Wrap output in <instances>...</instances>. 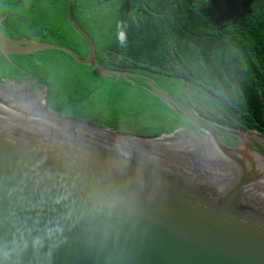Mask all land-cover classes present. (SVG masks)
Returning <instances> with one entry per match:
<instances>
[{
	"label": "water",
	"instance_id": "95a60500",
	"mask_svg": "<svg viewBox=\"0 0 264 264\" xmlns=\"http://www.w3.org/2000/svg\"><path fill=\"white\" fill-rule=\"evenodd\" d=\"M66 12L87 44L84 58L24 37L4 21L8 12L0 52L14 64L12 54L65 51L145 87L179 120L123 133L0 81V264H264V147L255 130L203 117L144 74L101 66L72 0Z\"/></svg>",
	"mask_w": 264,
	"mask_h": 264
},
{
	"label": "trees",
	"instance_id": "16d2710c",
	"mask_svg": "<svg viewBox=\"0 0 264 264\" xmlns=\"http://www.w3.org/2000/svg\"><path fill=\"white\" fill-rule=\"evenodd\" d=\"M66 6L0 0V14L8 12L4 21L24 37L67 45L84 58L87 44ZM72 14L101 66L144 74L203 117L264 136V0H72ZM118 22L126 25V47L117 41ZM10 59L14 64L0 52V81L32 76L56 113L128 134L179 120L145 87L102 76L65 51Z\"/></svg>",
	"mask_w": 264,
	"mask_h": 264
},
{
	"label": "flooded vegetation",
	"instance_id": "af4514ba",
	"mask_svg": "<svg viewBox=\"0 0 264 264\" xmlns=\"http://www.w3.org/2000/svg\"><path fill=\"white\" fill-rule=\"evenodd\" d=\"M8 78V77H6ZM6 78L3 79V83H5ZM13 82L11 83H6L7 87L12 88L11 91L12 92H16L19 91V94H21L22 96H25L27 93H31L34 96L36 95L34 91L32 90H36L37 88L34 87L35 85V79L32 76H29L27 78H23L21 80H15L13 78H10ZM42 88H44V91L46 90V86L45 85H41ZM44 95V94H43ZM37 97V96H35ZM262 144V142H259ZM264 145V143L262 144Z\"/></svg>",
	"mask_w": 264,
	"mask_h": 264
},
{
	"label": "clouds",
	"instance_id": "9594fccd",
	"mask_svg": "<svg viewBox=\"0 0 264 264\" xmlns=\"http://www.w3.org/2000/svg\"><path fill=\"white\" fill-rule=\"evenodd\" d=\"M117 41L119 42V45L121 47L127 46V35H126V25L123 24V22H118L117 24Z\"/></svg>",
	"mask_w": 264,
	"mask_h": 264
},
{
	"label": "rangeland",
	"instance_id": "374dc122",
	"mask_svg": "<svg viewBox=\"0 0 264 264\" xmlns=\"http://www.w3.org/2000/svg\"><path fill=\"white\" fill-rule=\"evenodd\" d=\"M32 91L36 92L35 96H37V103L39 102V104H42L41 102L44 100V98H43L44 88L40 87V88H37L36 90H32ZM205 112H206V110H205ZM252 135L257 139L258 142H260V139H261L262 140V144L264 143V136L261 135L259 132L252 131ZM262 146L264 147V145H262Z\"/></svg>",
	"mask_w": 264,
	"mask_h": 264
}]
</instances>
